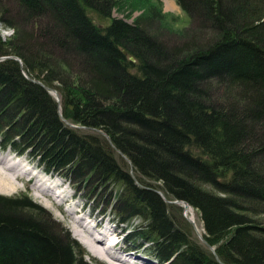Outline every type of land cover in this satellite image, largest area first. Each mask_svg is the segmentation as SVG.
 Wrapping results in <instances>:
<instances>
[{"label": "trees", "instance_id": "obj_1", "mask_svg": "<svg viewBox=\"0 0 264 264\" xmlns=\"http://www.w3.org/2000/svg\"><path fill=\"white\" fill-rule=\"evenodd\" d=\"M125 1L0 0V148L110 187L158 264H264V0H176L200 33L171 46L149 31L160 0L131 22L112 15ZM85 254L27 194L0 195V264Z\"/></svg>", "mask_w": 264, "mask_h": 264}, {"label": "rangeland", "instance_id": "obj_2", "mask_svg": "<svg viewBox=\"0 0 264 264\" xmlns=\"http://www.w3.org/2000/svg\"><path fill=\"white\" fill-rule=\"evenodd\" d=\"M131 1L132 0H129V2L125 1L124 4L120 6V8H114L112 15L117 18H126L127 14H131V16L126 19L129 22H131L136 17L142 15L145 12V3L143 4L142 0H133L136 2L130 4ZM160 2L162 5L157 6L154 3H152L151 5H155L159 9H161L163 13H167V17L163 18L162 21L161 18H156L152 20L151 26L149 27V31H151L152 35L155 36L159 41L164 42L168 46L178 45L183 43L184 41L189 40L194 35H197V33H200V30H196L195 27H192L193 22L190 20V17L188 15L184 14L176 0H160ZM12 23L14 24V21H12ZM12 33L13 30L11 28L2 25L0 26V35L3 39L9 38ZM205 33L208 35L209 31H206ZM69 48L71 50V54L67 53L68 51L64 52L65 50L61 52L58 51L57 54L64 57L73 54L74 57L76 56V58H78L79 60L80 57L77 55L75 47L70 45ZM79 61L81 62V59ZM217 90L224 91V87H220ZM216 93H218V91H216ZM15 154L16 153L11 152L9 149L0 148V161L5 160L6 162H9V164L18 162L21 164V167L19 168L18 172H25L27 170H31L33 175H31L30 177H25L24 179L19 178L20 180L16 182L18 189H16L13 193H0V195L14 197L19 196L21 194H27L29 197H31L34 202L41 205L47 212H49L51 217L55 221L60 223L70 232L71 236L85 249L86 259L92 260L96 264H123V262H118L116 260H112V262H110L98 258L93 255L85 247V245H83L77 239L74 232L77 228L75 222L77 220H80V218H85L88 223H90L94 227H97V232L96 230H94L96 234L106 231L110 234L112 239L116 240L118 246L120 247L114 248L111 252L113 254L118 255L119 260L123 261L125 259H129L130 262H127L126 264H154L156 262L152 258V256L148 254L146 248L142 245V242L137 238L135 239L134 237H131L129 233L130 231L126 230V225L122 224L116 217L115 212L108 208V197L110 195L109 191L111 190L110 187L107 189H102L98 186H92L83 190L76 189L67 178L62 177L61 175H52L48 172L47 174H45V171H43V169H41L37 165L36 160H29L26 156H19ZM34 175H37L39 179H48L49 184H52L51 187L47 184L42 188L45 189L47 186L48 188H51V191H53L54 193L59 192V194H61V192H64L61 195L65 197V202L58 200V198L56 199V197L54 198V200L56 199V202H52L53 200L48 198L40 190L35 189L34 185L36 184V180H31ZM56 186L59 189L58 191H55ZM55 203H57V205L60 204V207H58ZM71 211L74 212L73 215H70ZM184 213H186L185 216L187 217V219L191 217L192 220H194L191 215L188 216L185 209ZM194 213L196 215L197 222V225L195 220L193 223L195 229V237L198 240L203 241L204 230L202 222L198 212L195 211ZM111 220L113 222H111ZM86 221L84 222V224H86ZM108 222H110V226L108 225ZM137 222L138 221H135L134 224H136ZM110 236L108 237V240L110 242L109 244L113 242L112 240H110ZM124 248L131 249V251H133V257L127 258V255L123 254L120 251ZM120 256H122L123 258H120ZM143 260L145 261V263H143Z\"/></svg>", "mask_w": 264, "mask_h": 264}, {"label": "bare ground", "instance_id": "obj_3", "mask_svg": "<svg viewBox=\"0 0 264 264\" xmlns=\"http://www.w3.org/2000/svg\"><path fill=\"white\" fill-rule=\"evenodd\" d=\"M20 167H21V164L18 162L9 164V162H6L5 160L0 161V193H2V194L13 193L16 189H18L16 182L18 180H20L19 178L24 179L25 177H30L31 175H33L31 170H27L25 172H18ZM31 180H36V184L34 185V188L37 190H40L48 198H50L49 197L50 195L56 194L53 191H51V188H48L47 186L45 189L42 188L43 186H45L47 184L50 185V187L52 186V184H49L48 179L47 180L39 179V177L37 175H34ZM48 192H50V193H48ZM62 193H64V192H61V194ZM61 194H58L55 197H56V199L58 198V200L64 201L65 197L62 196ZM58 205H60V204H58ZM187 207H188V205L186 203H184V209L186 210L188 216L191 215L196 222V215L194 213L195 211L192 208H190V207L187 208ZM73 213L74 212L71 211L70 215H73ZM85 221H86L85 218H80V220H77L75 222L77 228L75 229L76 231H74V232H75L77 239L83 245H85V247L93 255H95L96 257L101 258L105 261H110V262H112V260H116L118 262L121 261L123 263L130 262L129 259H125L123 261L119 260L118 255L113 254L111 252L114 248H117L120 246H118V243L116 242V240L112 239V237L110 236L109 233L104 231V232L96 234L97 227L92 226L87 221H86V224H84ZM111 222H113V221L111 220ZM109 223L110 222H108V225L110 226ZM196 225H197V222H196ZM94 230H96V232ZM109 236H110V240L113 241L111 244H109L110 243L108 240ZM106 241H107V245H106ZM120 251L123 254L127 255V258L133 257V251H131V249L124 248ZM124 251H126V252H124ZM143 263H145L144 260H143ZM154 264H158V263L155 262Z\"/></svg>", "mask_w": 264, "mask_h": 264}, {"label": "water", "instance_id": "obj_4", "mask_svg": "<svg viewBox=\"0 0 264 264\" xmlns=\"http://www.w3.org/2000/svg\"><path fill=\"white\" fill-rule=\"evenodd\" d=\"M129 59L131 60V61H135V58H133V57H129ZM34 82H37V81H35V80H33ZM37 83H39V82H37ZM185 215H186V213H185ZM192 223H194V220H192V218L191 217H189L188 218ZM204 239V238H203Z\"/></svg>", "mask_w": 264, "mask_h": 264}]
</instances>
